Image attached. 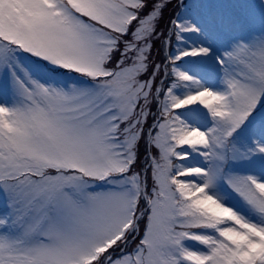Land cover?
Masks as SVG:
<instances>
[{"label":"snow or ice","instance_id":"6c2138e0","mask_svg":"<svg viewBox=\"0 0 264 264\" xmlns=\"http://www.w3.org/2000/svg\"><path fill=\"white\" fill-rule=\"evenodd\" d=\"M0 264H264V0H0Z\"/></svg>","mask_w":264,"mask_h":264},{"label":"rangeland","instance_id":"374dc122","mask_svg":"<svg viewBox=\"0 0 264 264\" xmlns=\"http://www.w3.org/2000/svg\"><path fill=\"white\" fill-rule=\"evenodd\" d=\"M173 2H175V0H173Z\"/></svg>","mask_w":264,"mask_h":264}]
</instances>
